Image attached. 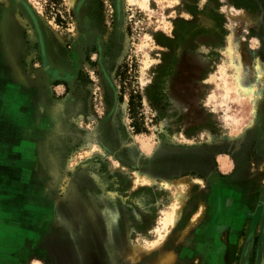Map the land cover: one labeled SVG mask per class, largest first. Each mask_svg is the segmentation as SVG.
<instances>
[{
  "label": "rangeland",
  "instance_id": "374dc122",
  "mask_svg": "<svg viewBox=\"0 0 264 264\" xmlns=\"http://www.w3.org/2000/svg\"><path fill=\"white\" fill-rule=\"evenodd\" d=\"M2 1L67 111L50 187L68 251L47 264H260L264 0Z\"/></svg>",
  "mask_w": 264,
  "mask_h": 264
},
{
  "label": "crops",
  "instance_id": "0c3cea01",
  "mask_svg": "<svg viewBox=\"0 0 264 264\" xmlns=\"http://www.w3.org/2000/svg\"><path fill=\"white\" fill-rule=\"evenodd\" d=\"M27 45L16 11L0 2V264H47L42 253L66 260L68 251L50 187L67 113L50 82L24 69Z\"/></svg>",
  "mask_w": 264,
  "mask_h": 264
},
{
  "label": "bare ground",
  "instance_id": "6f19581e",
  "mask_svg": "<svg viewBox=\"0 0 264 264\" xmlns=\"http://www.w3.org/2000/svg\"><path fill=\"white\" fill-rule=\"evenodd\" d=\"M258 76H259V78L261 79V82H262V85H263V87H264V66H261L260 67V69H259V71H258V74H257ZM241 87H242V89H244V91H246V92H250V91H253L252 90V87H247V86H245L243 83H241ZM261 90V89H260ZM258 91V94L260 95L262 92H264V89L262 90V91ZM254 100H255V97H254ZM255 103H256V101H254ZM126 103V102H125ZM178 196H180V194H177ZM182 197V196H181ZM184 197H186V196H184ZM181 199V198H180ZM184 199V198H183ZM178 200H179V198H178ZM179 202V201H178ZM182 202V201H181ZM182 204V203H181ZM180 205V202H179V204H178V206ZM177 216H179L178 215V207L176 206V208H175V210H174V214H173V221L175 222L176 221V219H177ZM195 220V219H194ZM194 220H192V222L190 223V225H189V227L187 228V230L184 232V234L191 228V227H193L194 226V224H195V221ZM183 236V235H182ZM179 240V239H178ZM185 240V239H184ZM144 251H146V250H144ZM132 252V251H131ZM172 252L169 254H167L166 256H163V258L159 261L158 260V262H157V264H169V262L171 261V259H172ZM141 254L140 253H138V252H136V250H134V252H132L131 254H130V256H129V258H130V260L133 262V263H136V262H138L139 260H140V258H141ZM175 259V258H174ZM262 260V259H261ZM260 264H264V260H262L261 262H260Z\"/></svg>",
  "mask_w": 264,
  "mask_h": 264
},
{
  "label": "trees",
  "instance_id": "16d2710c",
  "mask_svg": "<svg viewBox=\"0 0 264 264\" xmlns=\"http://www.w3.org/2000/svg\"><path fill=\"white\" fill-rule=\"evenodd\" d=\"M56 20L59 22H64L63 19L61 18V16H59L57 14L56 16ZM122 71V67L119 70V74ZM120 76V75H119ZM121 78V76H120ZM121 85H122V92L125 90L124 87V83L121 79ZM129 110H130V114L132 116L133 119V126L135 127L136 133H140L142 131V128L140 126V124L138 123L137 117H138V110L142 105V95L139 92H131L129 95Z\"/></svg>",
  "mask_w": 264,
  "mask_h": 264
},
{
  "label": "flooded vegetation",
  "instance_id": "af4514ba",
  "mask_svg": "<svg viewBox=\"0 0 264 264\" xmlns=\"http://www.w3.org/2000/svg\"><path fill=\"white\" fill-rule=\"evenodd\" d=\"M18 1V0H17ZM0 2L2 3V4H4V5H7L8 7H10V8H12L13 10H15L16 11V14H17V17H18V15L19 16H21L22 17V15L21 14H18V6H13V5H8L7 3H4V1H2V0H0ZM17 5V4H16ZM18 22H19V20H18ZM29 22V21H28ZM19 24H20V26L22 27V24L19 22ZM23 28V27H22ZM24 29V28H23ZM26 32H27V34H26ZM31 33V30H24V35H25V37H26V39L28 40L29 39V33ZM28 37V38H27ZM28 44H29V42H28ZM26 51H29L28 50V45H27V50ZM33 52H35V48H33V50H32ZM32 52V53H33ZM26 55H27V57H29L30 55H28L27 53H25V57H26ZM35 56V55H34ZM52 63H54V62H52ZM48 67L50 68V66L48 65ZM33 73V72H32ZM31 73V74H32ZM49 76H47V77H40V78H44V79H47L49 82L51 81V77H55V73L53 72V71H51V70H49ZM52 75V76H51ZM56 79V78H55ZM60 79V78H59ZM59 85H62V83H57V86H59ZM66 113H67V111H66ZM261 118H264V105L261 107V115H260V119ZM260 122L264 125V119L262 120H260ZM264 129V128H263ZM64 141V140H63Z\"/></svg>",
  "mask_w": 264,
  "mask_h": 264
}]
</instances>
